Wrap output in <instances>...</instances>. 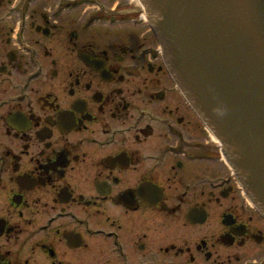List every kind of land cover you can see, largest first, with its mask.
<instances>
[{
    "label": "flooded vegetation",
    "instance_id": "obj_1",
    "mask_svg": "<svg viewBox=\"0 0 264 264\" xmlns=\"http://www.w3.org/2000/svg\"><path fill=\"white\" fill-rule=\"evenodd\" d=\"M0 264H264L140 0H0Z\"/></svg>",
    "mask_w": 264,
    "mask_h": 264
},
{
    "label": "water",
    "instance_id": "obj_2",
    "mask_svg": "<svg viewBox=\"0 0 264 264\" xmlns=\"http://www.w3.org/2000/svg\"><path fill=\"white\" fill-rule=\"evenodd\" d=\"M166 63L264 212V0H141Z\"/></svg>",
    "mask_w": 264,
    "mask_h": 264
},
{
    "label": "rangeland",
    "instance_id": "obj_3",
    "mask_svg": "<svg viewBox=\"0 0 264 264\" xmlns=\"http://www.w3.org/2000/svg\"><path fill=\"white\" fill-rule=\"evenodd\" d=\"M88 262H89V263H97V261H96V257H95V256H93V257H89V258H88Z\"/></svg>",
    "mask_w": 264,
    "mask_h": 264
}]
</instances>
